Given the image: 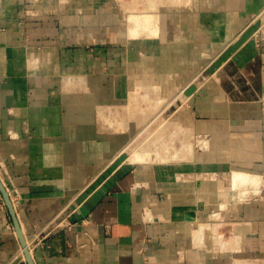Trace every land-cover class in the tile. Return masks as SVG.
<instances>
[{
  "label": "crops",
  "instance_id": "obj_1",
  "mask_svg": "<svg viewBox=\"0 0 264 264\" xmlns=\"http://www.w3.org/2000/svg\"><path fill=\"white\" fill-rule=\"evenodd\" d=\"M30 1L0 0V179L34 263L264 261V0L202 7V42L181 48L194 54L192 68L189 61L186 68L178 65L176 40L157 37L153 44L152 64L175 76L173 119L191 129L180 137L207 140L194 161L175 164L128 159L122 150L127 114V121L113 123L106 112L108 104L127 101L117 80L127 74L129 50L113 43L95 47L108 70L94 76L95 62L84 60L91 52L80 46L88 38L81 18L65 24L56 16H32L25 13ZM133 67L148 68L138 58ZM66 72L72 79L59 78ZM235 171L260 181L240 194L231 180ZM211 208L233 217H220V232L241 242L232 237L227 249L206 228L205 244L194 245L204 223L194 219ZM163 229L180 234L164 237ZM0 264H28L1 192Z\"/></svg>",
  "mask_w": 264,
  "mask_h": 264
},
{
  "label": "rangeland",
  "instance_id": "obj_2",
  "mask_svg": "<svg viewBox=\"0 0 264 264\" xmlns=\"http://www.w3.org/2000/svg\"><path fill=\"white\" fill-rule=\"evenodd\" d=\"M32 1L33 2L30 1L31 3H28V6H26L25 8V13L28 12V14H31L32 16H39V17L56 16L57 18L60 17L64 19L65 24H66L67 19L78 18V17L81 18L82 24H80V28L84 31L83 33H86L88 38L87 39L81 38L80 46L91 52L90 53L91 56L84 60L85 61L92 60L95 62L91 64L92 66L91 73L94 76H101L104 70H108V69H104V67L102 66L103 59L100 58L101 54L100 53L97 55L93 54L95 47L102 49L104 48L106 43L107 44L113 43L114 45H117L119 49L122 46V47H125L126 50H129V57L130 59H132L130 61L131 63L130 66L128 65L129 72H127L128 75H131V82L128 88L129 92L125 89L126 74L125 76L124 75L122 76L123 83L120 78L117 80V83L120 87L118 88L120 90H123V94L127 96V101L124 100L125 103L116 104V105L108 104L109 107L106 109V112L108 116L110 117V119L113 120V123H116L117 121H122V119H124V117L126 116V114H128L129 111H132L133 115L135 114V116L132 118L133 119L135 118V121L137 120L136 121L138 125L136 128L137 130L135 133L128 135L129 139L128 141L125 142V146L122 149L128 152L129 154L128 159H131V156L134 157L136 155V154L134 155V153H135V150L136 152H138L137 150L138 148H141L139 149V151L141 150L140 152H144L146 150H149V148L151 147L149 152L152 151L151 153H153L154 155L149 154L147 155L148 158L145 157V158L139 159L142 161L138 163H145V162L174 163V160H172V157L174 155L171 156V154H169V151H174V148H176L173 142L174 136H172L171 138V135H170L172 131H170V133L169 132L166 133L165 135L163 134L164 136H162V132L160 131L164 128L165 125L168 126L169 123L172 124V122H176V121L179 122L180 125L183 127L181 131H183L184 129V132H187L191 129L189 127H186L184 124H182L180 120L173 119V116H172V109L170 107L172 106V104L174 103L177 97V94L176 95L174 94L177 91L176 89H171L170 91L166 90L169 82L171 81V79H169L167 75L172 74V70L171 71L168 69L158 70L157 72L154 70V73H156L158 76H161L163 78L164 81L163 80L161 81L166 83V85L164 83L162 84L164 86V91L161 93V98L162 99L164 98L162 107L163 108L168 107L165 113L159 114L157 113L158 111L146 112L141 107L142 105H144L142 96L139 95L140 98L137 96V94L140 93L141 91L139 84L142 83V81H140V83L138 82L139 84H136L137 82L135 83L136 81L135 78L137 74H139L138 77L140 78L141 76H147L148 75L147 72L152 71L150 69L153 67V64H152L153 56L152 55L154 53H146L142 56V53L138 51V55H137V57H139L138 59H141V62H143L144 66H148V68L146 67L147 69L145 71H143L142 69L139 71L137 70V68H135L136 66L133 67L137 59V58L136 59L134 58L136 57L134 55L137 53V50L149 51L151 49L150 46L154 48L153 44L158 45V42H159L158 38H160L161 40H164L163 42L165 43L167 42V44L171 40H176L175 44L178 49L176 48L174 51L181 53L182 55L181 59L185 61V63L180 61L181 63L179 62L178 65L180 66L181 64L183 68V66L187 65L189 61L188 67L192 68L193 65H192V60L190 61V58L192 59L194 57V54L191 56H188L187 54H184L181 52V48L185 46L186 47L190 46V43L191 44L194 43L195 45L196 42H198V40L202 42V39L200 38V36L201 34H203L205 29L202 28L201 26L202 21L201 19H199L201 15L200 9L202 7L207 8V7H211L214 5L216 6L218 0H192L193 4L192 3H191L192 5L190 4L191 5L190 9H192L193 11L192 10L190 11L191 12L190 15H193L192 12H195V13L197 12L198 18H195L193 20V27L188 26L189 28L188 27L185 28L184 25L186 23L181 19L183 14H185L182 11L184 6L182 7L175 6L176 8L175 7L173 8L172 4H174L173 3L174 0H32ZM245 1L246 0H235V2L239 4L240 3L243 4ZM247 1L250 2V0H247ZM254 1H259V0H254ZM174 2L176 3V1ZM182 2H185V0L184 1L182 0ZM212 2H215L214 5H212ZM175 14H177L178 17L180 18L178 19L176 23H175L176 21ZM95 17H96V21L94 25L92 26V22L88 23V20L91 21L92 19L94 21ZM190 21H191V16H190ZM188 24L191 25V23H188ZM89 27L93 28V30L89 32L85 31V29ZM191 27L193 30H191ZM105 33H107L106 36L108 37H105L104 35ZM124 53L123 52L120 53V56H122V58L119 57V61L120 60L122 62L125 61ZM184 68H186V66ZM88 72H89L88 70H85L86 75L88 74ZM76 73L79 74L80 72H76ZM85 73L81 72L80 74L82 75ZM113 73H116V72L114 71ZM62 77L64 78L70 77L72 79L71 73H67V72L66 74L62 73L61 77L59 78L62 79ZM87 78H89V76ZM143 82L148 85H150V83L154 84L151 81L150 82L143 81ZM171 82H173V80ZM173 84H176V83L174 82ZM90 89L91 88H89L88 90ZM119 89H118V92H119ZM133 95L138 97V98L136 97L137 100H139L138 105H135L132 108H127V106L131 104L130 103L131 101H134L135 103V99H132ZM170 102L171 104L169 105ZM140 103H142V105ZM127 110L128 112L126 113ZM166 118L167 120H165ZM104 123H106L107 127L112 129L113 131L120 132V129L116 127V124L113 125L111 123L110 125L109 124L110 121H106ZM158 123L160 125L162 124L161 125L163 127L162 129ZM177 132L178 133H176V135H181L179 133V129ZM195 135L196 134L194 133L191 134V136L193 137V141H194L192 143L193 144L192 148H194L193 149L194 153H195V148H196L195 146L196 144H198L196 138L194 137ZM140 144H143V145L140 146ZM203 145H206V142H204ZM187 146L185 148H182L183 151L182 150H179V151H181V153L182 152L184 153V151L186 152V149H188ZM188 147L190 148L191 146H188ZM197 149L200 150V148H197ZM157 151L159 152L157 153L158 159H157V154H156ZM131 152H133V155ZM164 153L167 154L168 156H171L170 157L171 159L168 157H167L168 159H166L167 155H165ZM160 154L163 156L165 155L164 158ZM172 154H175V153H172ZM149 158H150V161H149ZM192 158L193 160H195L194 157ZM155 159H157L158 161H156ZM151 160H155V161H151ZM179 161L180 162L188 161V159H186V157L184 156L178 159L176 163H178ZM231 180H232V175H231ZM236 188L240 189L241 191L240 194L246 193L247 195V192L244 191L245 188L247 189V187L241 186V188L240 187H236ZM246 195L241 196V197L245 198ZM218 206L220 207L219 204L217 205V207ZM143 211H145V209H143ZM217 211H220V210H217ZM215 214H216V210L214 211V209L211 208L205 215L196 216L194 221L200 222V223L201 222H204V223H210V222L216 223L217 222V224L219 223L221 224V222L218 221L220 217L224 221H230L231 219H233V217H227L225 214H220L221 216L218 214V217H217V214L216 215ZM156 221L158 222V220ZM223 225L224 223H222L220 227ZM209 230L212 231L213 237L215 233L220 232V228L219 229L216 228L212 230L209 229ZM162 232H163L162 235L164 237H169L170 235L178 236L180 234V232H177V233L173 232L172 234L171 232H169L168 229L166 230L163 229ZM203 233L206 235V230H203ZM223 237H224V242L226 241L225 243L227 245L225 246L227 249L230 247L229 246L230 243H232L231 241L232 237H235L234 242L236 243L241 242L238 235H235V234H231V235L229 234L228 236L223 235ZM246 264H264V261H253V262L249 261V263H246Z\"/></svg>",
  "mask_w": 264,
  "mask_h": 264
},
{
  "label": "bare ground",
  "instance_id": "obj_3",
  "mask_svg": "<svg viewBox=\"0 0 264 264\" xmlns=\"http://www.w3.org/2000/svg\"><path fill=\"white\" fill-rule=\"evenodd\" d=\"M174 1H176V3L174 2ZM173 1V3L174 4H172L173 5V8L176 6H179V7H182V6H184V10L182 9V11L185 13V14H183V16L181 17V19L186 23L184 26H185V28L186 27H190V26H192L193 27V20L195 19V18H198V14H197V12L195 13V12H192L193 13V15H190L191 14V10L192 9H190L191 8V5L193 4L192 3V0H185V2H182V0H174ZM184 1V0H183ZM192 3V4H191ZM191 4V5H190ZM175 7V8H176ZM194 7V6H193ZM177 10H178V8H177ZM190 13H189V12ZM193 11V10H192ZM183 12H181V13H183ZM181 15V14H180ZM175 16H176V21H175V23L178 21V19H180L179 17H178V15L177 14H175ZM190 16H191V21H190ZM181 21V20H180ZM188 23H191V25H189ZM188 27V28H189ZM192 27H191V30H193L192 29ZM166 44H167V42H166ZM150 50L149 51H145V50H142V51H140V50H137V51H139L140 53H142V56L144 55V54H146V53H154L155 52V49L154 48H152V46H150ZM137 58H139V57H137ZM185 58V57H184ZM136 59V58H135ZM181 62H183V63H185V61H183L182 59H181ZM130 62H129V66H130ZM129 66H127V72H129ZM186 66V65H185ZM185 66H183V67H185ZM158 67L157 66H155V65H153V67L150 69V70H152L151 72H147V76H141L140 78L138 77L139 76V74H137L136 75V81H135V83L136 84H139L140 83V81H142V83H140L139 84V87H140V93H138L137 94V96L139 97V95L140 96H142V98H143V104L144 105H142V103H140L142 106V109L144 110V111H146V112H151V111H158L157 113H159V114H162V113H165V111H166V109L168 108V107H166V108H163L162 107V104H163V100H164V98L162 99L161 98V93L164 91V86L162 85L163 83L166 85V83L165 82H163L164 80H163V78L161 77V76H158L156 73H154V70L157 72L158 71V69H157ZM161 70V69H160ZM141 75V74H140ZM130 77V78H129ZM167 77L169 78V79H171V81L173 80V82H169V84H168V87H167V89L166 90H171V89H176V84H173L174 82H175V80H174V75H173V73L172 74H169V75H167ZM126 78H127V83H125V87H127V91L129 92V85H130V82H131V75H128V74H126ZM168 79V80H169ZM161 80H163V81H161ZM143 81H147V82H152V83H154V84H151L150 83V85H148V84H146V83H144ZM139 82V83H138ZM199 85H201V84H199ZM177 93V92H176ZM181 93V92H180ZM129 95H131V94H129ZM137 96H135V95H133V98L132 99H135V103H134V101H131L130 103V105L128 106V108H132V107H134L135 105H138V102H139V100H137ZM137 97V98H136ZM176 97V96H175ZM130 98V99H131ZM140 98V97H139ZM161 98V99H160ZM139 104V105H140ZM168 104V103H167ZM171 104V102L169 103V105ZM135 116V114L133 115V113L132 112H130V113H128L127 114V117H128V125L127 124H125V125H127V133L128 134H133V133H135L136 132V128H137V123H136V121H135V118L133 119L132 117H134ZM126 117V116H125ZM127 117H126V121H127ZM139 117V116H138ZM145 118V117H144ZM132 119V120H131ZM136 119H137V117H136ZM139 119V118H138ZM125 120V119H124ZM165 120H167V118L165 119ZM122 122V121H121ZM164 122V121H163ZM125 123V122H124ZM159 124V123H158ZM176 122H172V124L171 123H169V125L168 126H164V128L160 125V127H161V131L160 132H162V136H163V134L165 135L167 132H170L171 130H175V132H173L171 135H173L174 136V144H175V147L176 148H174V151H170L169 152V154H171V156L172 155H174L173 157H172V160H174V161H176V160H178V159H180V158H182L183 156L182 155H184L185 154V157L187 158V159H190V160H193V158L192 157H194V158H196V155H197V152H198V149L197 148H202V147H204L205 145H203V143H204V141L206 142V144H207V140H204V139H201V137H199V136H196L195 138H196V140H197V143L198 144H196V148H195V153H194V148H192V143L194 142L193 141V138H190V137H180V135H176V133H178L177 131H178V129H179V133L180 134H184L185 132H184V129H183V131H181L182 130V126L181 125H177L176 126ZM159 127V128H160ZM158 128V129H159ZM157 129V130H158ZM126 130V129H125ZM181 131V132H180ZM179 138V139H178ZM153 139V138H152ZM155 139V138H154ZM203 141V142H202ZM131 143V142H130ZM173 144V143H172ZM209 144V143H208ZM143 144H140V146H142ZM191 146L190 148L188 147V146ZM140 146H138V147H140ZM150 146V145H149ZM173 146V145H172ZM187 146V148L188 149H186V152L184 151V153L182 152L181 153V151H179V150H182V148H185ZM129 147V146H128ZM144 147H145V145H144ZM143 147V148H144ZM148 147V146H147ZM149 148V147H148ZM151 148V147H150ZM150 148H149V150H146V151H144V152H140L139 151V149H141V148H136L137 150H138V152H136V150H135V153H134V157H132L131 156V159L130 160H132V161H142V160H139V159H142V158H145V157H147V155H149V154H152V155H154L153 153H151V152H149L150 151ZM209 148V147H208ZM157 150V149H156ZM206 150V149H205ZM183 151V150H182ZM147 152H149V153H147ZM132 153V155H133V152H131ZM157 153H159L158 151L156 152V154ZM166 153V152H165ZM164 153V154H165ZM172 153H175V154H172ZM155 154V155H156ZM161 155V154H160ZM159 155V156H160ZM165 155H167V154H165ZM164 155V156H165ZM163 158H164V156L163 155H161ZM171 156H166V159H168V158H170ZM168 157V158H167ZM148 158V157H147ZM152 159H153V157H152ZM157 159H158V154H157ZM157 159H155L156 161H158ZM161 159V158H160ZM171 159V158H170ZM155 160H151V161H155ZM144 161V160H143ZM149 161H150V158H149ZM160 161V160H159ZM162 161V160H161ZM194 161V160H193ZM232 181H233V184H234V186H235V188L236 187H240L241 188V186H243V187H246V185H248V184H253V185H256L257 183H259V181H260V176H255V175H252L251 173H246V172H242V171H235L234 173H233V176H232ZM241 196H244V195H241ZM217 214V213H216ZM215 214V215H216ZM214 216V215H213ZM216 217V216H215ZM217 217H218V214H217ZM213 219V218H212ZM211 219V220H212ZM220 224V223H219ZM217 224V222L215 223H202L201 225H199V230H197V232H196V234H194L193 235V237H194V245H198V246H200V245H202V244H205V242L203 243L202 242V237H205L204 235V233H203V230H205L206 228H210L211 230L212 229H219V228H221L220 227V225L222 224ZM214 239H215V242L217 243V242H220L222 239H224L223 238V235L220 233V232H218V233H215V235H214ZM204 241H205V239H204ZM221 248H225L224 246H220ZM237 258V257H236ZM233 264H237V262L236 263H233ZM239 264V263H238ZM241 264V263H240Z\"/></svg>",
  "mask_w": 264,
  "mask_h": 264
},
{
  "label": "water",
  "instance_id": "obj_4",
  "mask_svg": "<svg viewBox=\"0 0 264 264\" xmlns=\"http://www.w3.org/2000/svg\"><path fill=\"white\" fill-rule=\"evenodd\" d=\"M0 192L2 194V197L5 201V204L11 214V217L13 219L14 222V226H15V230L16 233L19 237V240L21 242L22 248H23V252L26 258V261L28 262V264H35L34 260H33V256H32V252L31 249L28 245L27 239L25 237V234L20 226V222L18 220L17 214H16V210L14 207V203L12 201V198L10 196V192L9 190L5 187L4 183L2 182V180L0 179Z\"/></svg>",
  "mask_w": 264,
  "mask_h": 264
}]
</instances>
